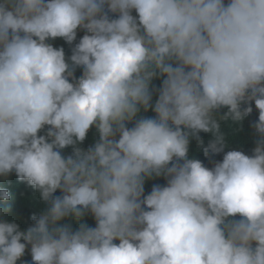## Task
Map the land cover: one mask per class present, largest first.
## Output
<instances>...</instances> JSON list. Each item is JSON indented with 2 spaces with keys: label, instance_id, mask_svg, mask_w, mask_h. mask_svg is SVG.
I'll list each match as a JSON object with an SVG mask.
<instances>
[{
  "label": "clouds",
  "instance_id": "clouds-1",
  "mask_svg": "<svg viewBox=\"0 0 264 264\" xmlns=\"http://www.w3.org/2000/svg\"><path fill=\"white\" fill-rule=\"evenodd\" d=\"M0 264H264V0H0Z\"/></svg>",
  "mask_w": 264,
  "mask_h": 264
},
{
  "label": "trees",
  "instance_id": "trees-1",
  "mask_svg": "<svg viewBox=\"0 0 264 264\" xmlns=\"http://www.w3.org/2000/svg\"><path fill=\"white\" fill-rule=\"evenodd\" d=\"M163 77H160L156 82L154 83L153 86L159 87L162 83ZM157 98L156 94L153 93V103L155 102V99ZM251 106L253 108L252 113L245 117V119L240 123L237 124L233 122L232 120H221L220 121V128L221 132H223L227 138L228 141V147L232 146L235 142L239 144H247L249 142V152L248 155L252 154V149L254 147V137L252 135V129H251V124L258 120V110L255 108L254 101L251 103ZM227 109H221L220 114L222 115ZM141 115L144 117H153L155 115L154 112L149 109V111L144 112L143 110L141 111ZM46 132V128L40 132V135H44ZM246 134H251V138H249L248 135ZM99 139V135L97 134L95 126L91 127L86 139L79 144L78 146L81 147L82 149L87 150V148L91 145H93L97 140ZM203 144H199L197 141L195 142H190L189 145V157H193L196 159H199L203 162V164L206 167H212V163L209 161L208 158H206L203 154V148L207 146L208 142L210 139H212L211 133H206L202 138ZM73 151L72 146H68L65 149L61 150V154L63 156H68L71 155ZM225 151H228L225 149ZM223 158V153L217 154L213 157V160H222ZM36 201L40 203L42 200L40 198V195L36 197ZM239 217H237L238 219Z\"/></svg>",
  "mask_w": 264,
  "mask_h": 264
}]
</instances>
